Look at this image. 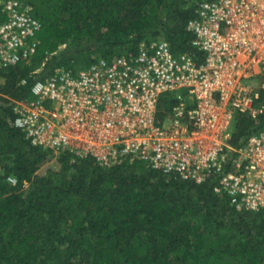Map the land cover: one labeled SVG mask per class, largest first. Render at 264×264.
I'll list each match as a JSON object with an SVG mask.
<instances>
[{"label":"trees","instance_id":"16d2710c","mask_svg":"<svg viewBox=\"0 0 264 264\" xmlns=\"http://www.w3.org/2000/svg\"><path fill=\"white\" fill-rule=\"evenodd\" d=\"M21 1L42 28L33 56L0 72V264H264V210H237L210 184L169 178L139 158L104 167L55 156L15 126L13 100L33 99L48 75L159 40L201 63L187 30L197 0ZM175 101L163 94L158 116ZM262 129L264 113H237L230 144Z\"/></svg>","mask_w":264,"mask_h":264},{"label":"built area","instance_id":"2783aa9c","mask_svg":"<svg viewBox=\"0 0 264 264\" xmlns=\"http://www.w3.org/2000/svg\"><path fill=\"white\" fill-rule=\"evenodd\" d=\"M195 12L187 30L201 63L159 40L58 72L34 83V99L13 100L15 126L55 156L104 167L139 158L169 178L210 184L237 210H264V129L230 144L237 113H264V0H197ZM41 28L30 5L0 0V72L33 56ZM166 93L176 101L160 118Z\"/></svg>","mask_w":264,"mask_h":264},{"label":"rangeland","instance_id":"374dc122","mask_svg":"<svg viewBox=\"0 0 264 264\" xmlns=\"http://www.w3.org/2000/svg\"><path fill=\"white\" fill-rule=\"evenodd\" d=\"M64 72H68V71H66V70H64ZM70 73V72H69ZM56 74V73H55ZM55 74H51V75H48L46 78H48V77H50V76H53V75H55ZM71 74V73H70ZM24 82V81H23ZM26 82V81H25ZM24 82V83H25ZM1 92V91H0ZM24 99H27V98H24ZM34 99V98H33ZM14 100H21V99H14ZM28 100H32V99H28ZM15 112V111H14ZM159 112V111H158ZM161 118H164V116L163 117H161ZM11 184V183H10ZM11 185H13V184H11ZM25 186V188H27L29 185L28 184H25L24 185Z\"/></svg>","mask_w":264,"mask_h":264}]
</instances>
